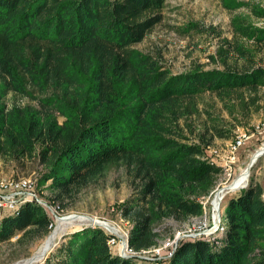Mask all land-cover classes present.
Returning a JSON list of instances; mask_svg holds the SVG:
<instances>
[{
	"label": "trees",
	"instance_id": "trees-1",
	"mask_svg": "<svg viewBox=\"0 0 264 264\" xmlns=\"http://www.w3.org/2000/svg\"><path fill=\"white\" fill-rule=\"evenodd\" d=\"M165 2L0 0V165L36 160V184L62 210L122 165L130 193L118 213L137 251L203 213L200 199L222 172L208 148L233 137L264 100V26L245 16L231 17L230 36L198 22L182 27L218 40L206 63L185 71L172 72L160 51L135 48L162 21ZM222 3L264 20L258 3ZM223 204V231L180 238L157 264H264V182L252 174ZM53 222L26 202L0 217V242L41 238ZM110 237L101 227L75 230L42 264L154 263L118 256Z\"/></svg>",
	"mask_w": 264,
	"mask_h": 264
},
{
	"label": "rangeland",
	"instance_id": "rangeland-1",
	"mask_svg": "<svg viewBox=\"0 0 264 264\" xmlns=\"http://www.w3.org/2000/svg\"><path fill=\"white\" fill-rule=\"evenodd\" d=\"M237 1H253L264 7V0ZM161 12L163 15L162 21L155 25L141 42L133 46L143 52L154 53V51H160L163 57V63L175 73L187 70L192 62L206 63L207 55L213 53L217 46L218 40L211 33L202 34L194 30L190 33L183 32L182 27L187 23L198 22L206 28L215 26L222 32V35L227 36H230V19L237 14L247 17L255 25L264 26L263 19L254 18L243 7L227 9L224 7L222 0H166ZM261 64L264 65V57ZM262 91H264V88ZM261 103L263 107L260 111L254 114L249 121L236 126L234 133L237 129L251 130L257 123H264V100ZM224 116L227 117L226 114ZM232 138H216L214 145L224 150ZM262 145H264V131L255 133L244 146L239 148L236 154V160L232 164L231 175H220L218 177L215 190L218 189L216 193L218 196H221L219 202L220 216L222 215L221 203L223 204L225 196L238 190L241 185L236 188L230 187V190L227 192H225V189L221 190V187L233 183L241 175L243 170L247 169L248 171L246 180H249V177L253 174L257 180L264 182V153L257 159L254 160L256 155L252 159L257 148ZM209 151L210 149L208 148L207 156L209 155ZM252 160H254L253 165L248 169ZM41 170L42 167L36 160L25 161L22 166L0 165V182L20 178H29L36 182ZM35 193L38 199L43 202V204H36L43 207L51 216L54 221L53 227L41 238L26 239L22 242H17L19 236L15 235L7 242H0V264H42L51 252H53L55 246L64 235L92 223L91 221H87L89 218L100 222L102 224L101 228L104 230L110 226L115 228L113 230L119 232L128 231L129 221L122 218L118 213V207L130 193V189L126 183L124 168L120 164L109 166L96 184L82 191L73 204L66 210L58 211V215L61 218H67L69 222L61 224L56 239L50 243L46 251L44 250L47 238L55 229L57 223L53 211L47 209L46 205L53 207L55 210L57 204L49 200V190L45 185L36 184ZM225 205L226 203L223 204L224 207ZM208 206H211V204L208 203ZM224 209L226 210V207ZM196 222L197 220L195 218L190 217L184 223H176L173 226V233L185 231L186 228L192 227ZM168 234H164L165 236L159 240V244L169 238ZM41 252L42 255L38 258L37 256ZM147 256H150V254L147 253Z\"/></svg>",
	"mask_w": 264,
	"mask_h": 264
},
{
	"label": "built area",
	"instance_id": "built-area-1",
	"mask_svg": "<svg viewBox=\"0 0 264 264\" xmlns=\"http://www.w3.org/2000/svg\"><path fill=\"white\" fill-rule=\"evenodd\" d=\"M261 131H264L263 122L254 125L251 130L237 129L224 150L218 146L209 148L210 151L207 156L208 161L221 168V175L230 176L232 173V164L236 160V154L239 148L244 146L255 133H260ZM228 185L221 187V190L225 189V192L230 190ZM35 186V180L29 178L10 179L0 182V217L10 212L17 214L20 206L26 202L43 204L35 193ZM217 190L218 189H214L207 198L200 199V203L203 205V213L193 217L197 220L196 224L190 228H186L185 231L174 232L171 237L150 249L134 250L128 242V231L119 232L117 230H110L109 228L106 229L107 231H105L111 235L108 239L111 250L123 258L135 257L137 259L155 261L153 264H157V261L164 257V253H167L166 256L172 255V251L175 249L180 238H194L201 235L211 236L214 233L223 231L225 229V222L222 220L220 212H218V207L216 208L218 213L217 215L215 214L214 195ZM208 203H210L212 207L208 206ZM46 208L53 211L56 222L61 218V216L58 215V211H62V209L58 205L55 206V210L49 205H46ZM52 227L53 223L49 225V229ZM147 253H149L150 256H147Z\"/></svg>",
	"mask_w": 264,
	"mask_h": 264
},
{
	"label": "bare ground",
	"instance_id": "bare-ground-1",
	"mask_svg": "<svg viewBox=\"0 0 264 264\" xmlns=\"http://www.w3.org/2000/svg\"><path fill=\"white\" fill-rule=\"evenodd\" d=\"M264 153V145H262L261 147H259V148H257V150L255 151V154L252 156V159L254 158V156L256 155V157L254 158V160L255 159H257L259 156H261L262 154ZM253 160V161H254ZM248 171H247V169H245V170H243L242 171V173H241V175L240 176H238V178L233 182V188H236V187H238V186H240V185H243L247 180H246V177L248 176V173H247ZM241 187V186H240ZM220 198H221V196H218V194L217 193H215V195H214V207H215V214L217 215V213L219 212H217V210H216V208L218 207V209H219V202H220ZM218 203V204H217ZM217 206V207H216ZM83 220H84V218H83ZM87 221H91L90 219H88ZM92 221H93V219H92ZM91 221V222H92ZM94 221H96V220H94ZM64 222H69L68 221V219L67 218H60V219H58L57 220V223H56V227H55V229L50 233V235H49V237L47 238V243H46V247H45V250L44 251H46V248H48L49 247V245H50V243L51 242H53V240L54 239H56V237H57V235H58V232H59V230H60V226H61V224L62 223H64ZM93 223V222H92ZM108 228L110 229V230H113V229H115V228H112V227H110V226H108ZM42 255V252L40 253V254H38V258H40V256Z\"/></svg>",
	"mask_w": 264,
	"mask_h": 264
},
{
	"label": "water",
	"instance_id": "water-1",
	"mask_svg": "<svg viewBox=\"0 0 264 264\" xmlns=\"http://www.w3.org/2000/svg\"><path fill=\"white\" fill-rule=\"evenodd\" d=\"M252 165H253V160L250 162V164H249V166H248V169L251 168ZM247 184H248V180H247L243 185H241L240 188L245 187ZM228 187H229V188H230V187H233V183L229 184ZM240 188H238V189H240ZM232 189H233V188H232ZM89 219L92 221V218H89ZM92 222H93V223L88 224L86 227H101V226H102V224H101L100 222H98L97 220L94 221V219H93ZM78 230H79V229H78ZM118 256H119V255H118Z\"/></svg>",
	"mask_w": 264,
	"mask_h": 264
}]
</instances>
